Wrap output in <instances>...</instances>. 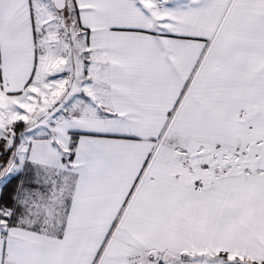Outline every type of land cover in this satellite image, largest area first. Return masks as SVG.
Instances as JSON below:
<instances>
[{"label":"snow or ice","instance_id":"6c2138e0","mask_svg":"<svg viewBox=\"0 0 264 264\" xmlns=\"http://www.w3.org/2000/svg\"><path fill=\"white\" fill-rule=\"evenodd\" d=\"M0 264H264V0H0Z\"/></svg>","mask_w":264,"mask_h":264}]
</instances>
